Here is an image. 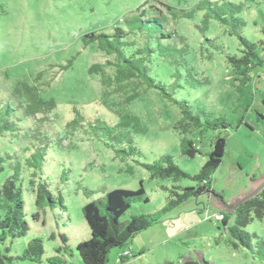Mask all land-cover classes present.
Returning a JSON list of instances; mask_svg holds the SVG:
<instances>
[{"label":"rangeland","instance_id":"374dc122","mask_svg":"<svg viewBox=\"0 0 264 264\" xmlns=\"http://www.w3.org/2000/svg\"><path fill=\"white\" fill-rule=\"evenodd\" d=\"M200 1L0 0V100L14 107L17 99L12 91L16 83L44 72V81H50V86L42 95L57 104L40 135L34 121L16 112L13 119L22 120L18 123L19 130L0 136V156L6 159L0 171V187L15 173L20 175L17 184L23 192L30 228L25 237L8 243L9 256H20L29 242L41 239L45 252L41 264H49L48 260L53 257L65 258L69 264H83L76 246L91 237L82 214L86 204L105 198L106 192L115 189L136 191L143 187L150 202L133 204L120 223L161 210L169 196L164 188L196 187L197 182L191 178L176 184L171 180H154L138 163L151 165L169 156L193 177L208 160L215 138L221 136L227 139V149L212 177V188L228 209L214 195H201L138 233L132 243L113 249L106 264H164L166 261L184 264L188 258L200 260L202 257L210 264H264L247 250L230 246L228 227L221 223L227 218L233 222L230 212L234 209L227 202L245 192L251 186V178L264 176V65L246 80L227 60L228 55L240 56L242 49L239 39L230 36L227 27L212 20L209 30L202 34L198 27L203 13H197L194 20L175 16L174 13L182 15V11L193 9ZM229 1L245 4L244 11L238 15L246 23L242 35L258 45V53L264 59V0ZM139 8L146 15L168 17V31L184 39L180 41L176 36L175 41L188 45L187 62L194 77L209 80V84L196 88L185 87L177 98H185L191 105L205 109L212 119H227L231 123L229 128L204 133L188 129L182 134L184 124L180 123L179 108L158 90L150 89L126 104V98L138 87L137 82L123 85L115 93L117 86L104 88L100 75L90 74L92 65L101 64L106 75L113 78L115 70L109 63L115 62V58L100 51L97 43L86 46L84 38L124 27L125 18L137 14ZM206 39H216L223 51L210 46ZM160 69L154 77L172 84L175 67L166 63ZM105 99L109 107L104 104ZM76 112L85 117V127L74 131L67 124L76 118ZM119 113L137 116L146 128L145 133L134 136V145L139 151V156L134 158L117 153L128 146L92 137L86 132L89 122L96 120L116 125ZM184 135L196 142L201 151L194 158L182 154ZM43 147L47 149V159L37 181L45 180L52 195L63 199L66 209L39 211L36 207L35 188L30 184L35 170L26 165V160ZM236 203L232 201L231 207ZM35 213L40 215L38 220L33 219ZM216 215L219 219L213 221ZM246 231L264 239V219L254 220ZM123 253L127 254L126 258Z\"/></svg>","mask_w":264,"mask_h":264},{"label":"trees","instance_id":"16d2710c","mask_svg":"<svg viewBox=\"0 0 264 264\" xmlns=\"http://www.w3.org/2000/svg\"><path fill=\"white\" fill-rule=\"evenodd\" d=\"M256 1L246 0L247 3ZM140 8L137 10V14L125 18L124 27H117L112 33H92L84 38L86 46L97 43L100 51L115 58V62L109 63L115 70L113 78L106 75L104 66L101 64L92 65L89 69L90 74L100 75V82L104 88L117 86L115 93H118L123 85L137 82L138 87L126 98V104L138 99L142 93L150 89L158 90L163 98L179 108L182 115L180 123L184 124L181 127L182 134L189 130L204 133L229 128L231 123L227 119L223 117L212 119V115L205 109L191 105L185 98H177V94L185 87L196 88L203 84H209V80H198L194 77L187 62L188 45L184 43L179 45L175 41L176 36L180 41H184V39L178 33L168 31V17L162 14L146 15ZM244 8L245 4H235L229 0H201L193 9L182 11V15L174 14L183 16L184 20H194L197 13H203L201 24L198 27L202 34L209 30L212 20L227 27L229 35L237 37L242 48L240 56L228 55L227 60L248 80L250 75L264 65V59L258 53V45L242 35L246 23L238 15L244 11ZM205 42L216 50L223 51L222 47L217 45L216 39H206ZM166 63L176 69V74L171 76L172 84H165L154 77V73H158L161 70L160 67H165ZM44 78L45 73L39 72L30 80H19L12 91L14 98L17 99L14 107L10 104L4 105L0 100V136L6 132L19 130L18 123L22 120L13 119L16 112L20 113L23 118L34 121L37 126L36 132H39L40 135L44 123L49 121L51 113L57 108L54 99H47L42 95V91L50 86V81H44ZM106 95L107 93H104V96ZM103 102L106 106H110L106 99ZM76 113V118L67 124V127L74 131L79 127H85V117L79 112ZM119 116L120 120L116 125H109L100 120L89 122L86 132L92 137L107 138L112 143L128 146L125 150L117 151L125 158L139 156V151L134 145V136L145 133L146 128L137 116L130 113H119ZM45 138L48 137L45 136ZM226 149L227 139L217 136L208 155V160L199 174L193 177L183 172L169 156L162 157L151 165L139 162L138 164L150 174L151 179L171 180L176 184L182 179L191 178L197 182V186L164 188L169 193L165 207L140 216H133L125 224L120 223V218L132 208L133 204H148L150 202L143 187L136 191L115 189L106 192L105 198L86 204L82 208V214L90 229L91 237L76 246L82 263L106 264L113 249H121L132 243L138 233L160 223L168 213L201 195L212 194L222 200L212 188V177L222 164ZM46 151L45 147L39 148L26 160V165L35 170L32 174L34 179L30 181V184L35 188L36 207L39 211L48 208L57 209L58 207L66 209L63 199L55 198L52 195L45 180L40 178L37 181L43 163L47 159ZM181 151L184 156L189 158H194L201 153L196 142L186 135L181 141ZM5 163L6 159L0 156V171H3ZM19 177L20 175L15 173L0 187V264H20L22 262L41 264L45 253L41 239L29 242L20 256H9L11 249L8 243L25 237L30 229L25 216L23 192L17 184ZM86 193L92 194L90 191H86ZM39 216V213H35L33 219L38 220ZM230 217L233 218L232 223L228 221L227 217L221 222L223 227H228L229 245L234 249L247 250L255 259L264 263V239L256 233L246 231V228L254 220L264 219V190L257 197L231 211ZM63 241L67 243L64 236ZM48 262L49 264H69L65 258L59 257L50 258ZM164 264L177 263L166 261ZM184 264H210V262L203 257L200 260L188 258Z\"/></svg>","mask_w":264,"mask_h":264},{"label":"water","instance_id":"95a60500","mask_svg":"<svg viewBox=\"0 0 264 264\" xmlns=\"http://www.w3.org/2000/svg\"><path fill=\"white\" fill-rule=\"evenodd\" d=\"M264 190V177L262 179V181L260 182V184L249 194L245 195L243 198H241L235 206L230 207L232 209H236L239 206L243 205L244 203H246L247 201L257 197L262 191Z\"/></svg>","mask_w":264,"mask_h":264},{"label":"crops","instance_id":"0c3cea01","mask_svg":"<svg viewBox=\"0 0 264 264\" xmlns=\"http://www.w3.org/2000/svg\"><path fill=\"white\" fill-rule=\"evenodd\" d=\"M263 177H264V176H263ZM263 177H261V178H259V179L251 178V179L249 180L251 186H250L245 192H243L241 195H239L237 198H235V199H233V200H230V202H227V205H229V206L231 207V205H232V201H233V202H234V201H237V202H238V200H240V199L243 197V195H247V194H249L250 192H252V191H253V190H254V189L260 184V182L262 181ZM219 203L221 204L222 207L228 209V208L225 206V204L222 203L221 200H219ZM135 238H136V237H135ZM135 238H134V239H135Z\"/></svg>","mask_w":264,"mask_h":264},{"label":"built area","instance_id":"2783aa9c","mask_svg":"<svg viewBox=\"0 0 264 264\" xmlns=\"http://www.w3.org/2000/svg\"><path fill=\"white\" fill-rule=\"evenodd\" d=\"M216 219H219V216H218V215H216L215 217H213V221H215ZM123 257H127V254L124 253V254H123Z\"/></svg>","mask_w":264,"mask_h":264},{"label":"flooded vegetation","instance_id":"af4514ba","mask_svg":"<svg viewBox=\"0 0 264 264\" xmlns=\"http://www.w3.org/2000/svg\"><path fill=\"white\" fill-rule=\"evenodd\" d=\"M235 205H236V204H235ZM235 205H234V206H235Z\"/></svg>","mask_w":264,"mask_h":264}]
</instances>
